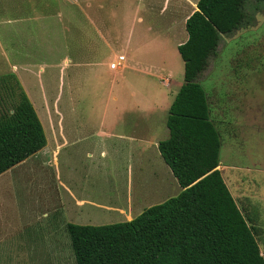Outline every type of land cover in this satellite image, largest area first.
<instances>
[{
    "label": "rangeland",
    "instance_id": "374dc122",
    "mask_svg": "<svg viewBox=\"0 0 264 264\" xmlns=\"http://www.w3.org/2000/svg\"><path fill=\"white\" fill-rule=\"evenodd\" d=\"M196 2L0 0V112L23 92L46 137L62 116L81 139L0 174V264H75L66 224L127 222L178 193L168 180L153 192L168 174L152 147L165 135L140 123L152 117L166 132L162 83H182L176 44ZM244 12L245 28L220 37L197 80L221 136H236L219 159L236 164L224 172L236 175L237 207L256 216L264 255V1L249 0ZM118 55L124 61L112 70ZM101 130L112 137L99 138Z\"/></svg>",
    "mask_w": 264,
    "mask_h": 264
},
{
    "label": "trees",
    "instance_id": "16d2710c",
    "mask_svg": "<svg viewBox=\"0 0 264 264\" xmlns=\"http://www.w3.org/2000/svg\"><path fill=\"white\" fill-rule=\"evenodd\" d=\"M248 1L197 0L184 20L186 38L176 46L182 84L165 116L167 136L156 146L180 191L127 222L66 224L75 264H264L256 229L217 169L219 132L197 80L218 56L220 37L244 27ZM43 145L41 125L20 92L16 105L0 112V174Z\"/></svg>",
    "mask_w": 264,
    "mask_h": 264
},
{
    "label": "crops",
    "instance_id": "0c3cea01",
    "mask_svg": "<svg viewBox=\"0 0 264 264\" xmlns=\"http://www.w3.org/2000/svg\"><path fill=\"white\" fill-rule=\"evenodd\" d=\"M45 3V4H44ZM44 7H43V9L44 8H47V10L49 9L48 8V2L47 1H44ZM42 4V5H43ZM38 7V6H37ZM36 7V8H37ZM42 6H39L38 8H41ZM193 8H194V10H195V5L193 6ZM193 10V11H194ZM42 15H45L46 17H50V16H52V17H54L53 16V13H51V14H49V13H47V12H43V14ZM44 17V16H43ZM58 17V13H56V18ZM187 18V17H186ZM185 18V19H186ZM184 23V22H183ZM63 34L64 33H62V37H63ZM185 34V33H184ZM185 38H186V35H185ZM62 40H63V38H62ZM184 41H185V39H184ZM184 41H182V42H184ZM181 42V43H182ZM180 44V43H179ZM178 44H176V46H177ZM118 56H121V55H118ZM124 59V58H123ZM124 61V60H123ZM121 65V64H120ZM182 84V83H181ZM181 84H177V85H174V84H172L171 82H170V80H165L164 81V83H162V85H163V87H165V88H170V91H169V95L167 96V98H168V100H169V102L171 103V101H172V99H173V97H174V95H175V93L177 92V90L179 89V87H180V85ZM25 95V94H24ZM170 103H169V105H170ZM153 104L155 105V104H157L156 102H153ZM169 105H167V103H166V110H168V107H169ZM158 106V104L155 106V107H157ZM167 112V111H166ZM37 117V116H36ZM224 118V117H223ZM37 119H38V117H37ZM224 120H225V118H224ZM223 120V121H224ZM39 121V120H38ZM57 127H56V129L55 128H47V137L45 136V134H43V136H44V145H43V147L38 151V152H36L35 154H33V155H31L30 157H28V158H26L25 160H23L22 162H20V163H18L17 165H24L25 163H27L28 161H35V162H37V161H39V160H41V161H43V160H45V159H47L46 157L48 156V153L49 152H51L52 150H54V151H58V150H60V148H65V147H72V146H74V145H76L77 143H79L80 142V136L78 135V133L76 132V131H71V132H68V131H65L64 130V128H63V126H61V122H63V117L61 116V118H58L57 119ZM40 123V122H39ZM158 124V122L154 119V118H152V117H149L148 118V120L147 121H142L141 123H140V127L141 128H143L145 131H147V133L149 134V133H151V132H153V131H155V128H156V131H157V133L156 134H158L159 132L161 133V136H163V135H165V138H166V136H167V131L166 132H163L162 131V129H161V127H159V125H157ZM222 124H224V122H222ZM132 125V124H131ZM130 125V126H131ZM134 126H136V128L138 129V127H139V125H134ZM165 127V126H164ZM134 128V127H133ZM136 128H134V129H136ZM136 135H137V131H133ZM219 132V131H218ZM70 133H72V134H70ZM96 135L99 137V138H111L112 137V132H110V133H108V132H106V131H103V130H101V131H97L96 132ZM229 136V135H228ZM221 136V134L219 133V137H220V149H219V152H220V150L221 149H223L224 148V150H228V146L229 145H227V143H226V141H225V139L226 138H228V139H231L232 140V138H236V136L235 137H233V135H231V136ZM164 138V139H165ZM146 139H148V138H146ZM126 140L127 141H130V140H132V139H129V138H126ZM143 143L145 142V141H142ZM159 142V141H158ZM158 142H156V143H153L152 144V147H153V149H154V151L155 150H157L156 149V146H157V143ZM129 143V142H128ZM144 149V145H142V150ZM143 152V151H142ZM158 152V151H157ZM225 153H226V151H225ZM100 155H102V152H100ZM157 157H159L158 159H160V161H162L161 160V158H160V156H159V154H158V156ZM25 161H27V162H25ZM222 163H220V159H219V161H218V166H217V169H218V171L220 172V175H221V177H222V180H223V182H224V184L226 185V187H227V189H228V191H229V193L231 194V196H232V198L234 199V201H235V203H236V183H235V181H233V179H232V175H235V173H236V164H231V163H229L228 162V164H226L227 163V160H225L224 162L225 163H223V161H221ZM34 163V162H33ZM163 163V162H162ZM224 164H226V169L228 168V169H233L234 170V172H232L231 170L230 171H226V172H224L226 169H224ZM163 165H165L164 163H163ZM16 166V165H15ZM14 167V166H13ZM13 167H11L10 169H12ZM164 167V166H163ZM166 167V166H165ZM160 169H161V166L159 167ZM167 168V167H166ZM10 169H8V170H10ZM8 170H6V171H8ZM5 171V172H6ZM167 172L166 173H168V174H165L164 175V179H162V177H161V175L159 176V179L158 180H155V182L157 183V184H159L160 183V179H162L163 181H162V183H160L158 186H154V188H153V192H158V190L157 189H160V186L161 185H168L167 184V180H168V182H170L171 184H175V185H177V183H176V180L174 179V177L171 175V173H170V171L168 170V168H167V170H166ZM5 172H3V173H5ZM2 173V174H3ZM168 176V177H167ZM236 176V175H235ZM167 177V178H166ZM170 177H172V179L173 180H171V178ZM238 185V184H237ZM177 187H178V189H179V191H180V188H179V186L177 185ZM178 191V192H179ZM132 197V196H131ZM130 196L129 197H127L126 199H125V207L126 208H130V207H132V205L133 204H131L132 202H131V199H132V201L134 200V198L132 197L131 198ZM77 203H79V202H77ZM119 209H121V208H119ZM242 209V208H241ZM255 209V208H254ZM244 210V209H243ZM143 211V210H142ZM141 211V212H142ZM255 211V210H254ZM140 212V213H141ZM255 212H257V211H255ZM259 216V215H258ZM250 219H251V225H253V227L256 229V233H255V237H257V234L259 233L258 231H257V226L255 225V224H257L258 223V221H257V219H256V216H255V214L253 213V215L252 216H248ZM261 254V253H260ZM262 255V254H261ZM263 256V258H264V255H262Z\"/></svg>",
    "mask_w": 264,
    "mask_h": 264
},
{
    "label": "built area",
    "instance_id": "2783aa9c",
    "mask_svg": "<svg viewBox=\"0 0 264 264\" xmlns=\"http://www.w3.org/2000/svg\"><path fill=\"white\" fill-rule=\"evenodd\" d=\"M123 60L122 56H117L116 59L109 64V68L112 70L118 69Z\"/></svg>",
    "mask_w": 264,
    "mask_h": 264
}]
</instances>
